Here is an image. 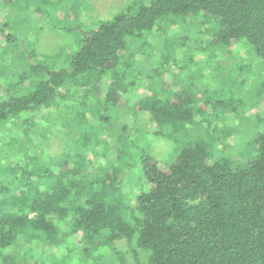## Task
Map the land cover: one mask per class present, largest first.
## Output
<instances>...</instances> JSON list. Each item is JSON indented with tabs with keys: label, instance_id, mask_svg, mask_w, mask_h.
Returning <instances> with one entry per match:
<instances>
[{
	"label": "trees",
	"instance_id": "1",
	"mask_svg": "<svg viewBox=\"0 0 264 264\" xmlns=\"http://www.w3.org/2000/svg\"><path fill=\"white\" fill-rule=\"evenodd\" d=\"M69 2L0 0V90L5 80L14 88L0 96V125L11 122L6 145L23 154L16 161L5 148L0 154V264H68L94 252L129 264L116 247L123 239L134 264H264V112L254 110L248 160L217 156L213 147L223 142L220 151H230L225 139L237 128L213 117L240 115L245 102L201 90L196 74L182 87L177 57L189 42L171 30L178 23L204 30L211 39L201 48L227 55L240 72L233 54L246 42L264 75V0H129L113 17L62 27L76 30L66 55L41 54L28 9L60 29L54 17ZM143 56L153 63L147 88ZM248 91L263 103L264 77ZM59 99L71 103L61 120L74 143L52 161L35 139L45 140L44 116ZM139 122L146 136H137ZM147 135L166 136L178 150L161 160Z\"/></svg>",
	"mask_w": 264,
	"mask_h": 264
},
{
	"label": "rangeland",
	"instance_id": "2",
	"mask_svg": "<svg viewBox=\"0 0 264 264\" xmlns=\"http://www.w3.org/2000/svg\"><path fill=\"white\" fill-rule=\"evenodd\" d=\"M129 0H70L68 9L64 6L61 11L58 9L56 16L54 17V23L59 26L60 29L54 28L50 22L51 19L47 16L40 17L38 13L35 12L33 8L28 9V29L29 26L32 27L34 33L36 34L37 44L36 49L43 55L46 56H63L66 55L68 50L71 49V42L76 37V30L74 32L67 33L61 28L65 26H70L74 24L77 20L83 21L86 23L89 20L94 19H107L113 17L116 13L121 11ZM69 10V11H68ZM14 14V9L11 10ZM69 12V13H68ZM68 14L70 15L67 18ZM50 21V22H49ZM67 21V22H66ZM86 21V22H85ZM40 26V28H39ZM172 32L176 36H186L188 39V44L183 43L180 45L184 49V54H178V67H183L182 75V87H187L191 84L190 75L196 74L193 82L201 90L205 88H210L214 91L222 90V95L227 97L226 99L233 98L234 100H243L245 104L239 108V114L231 112H221L220 114L213 117V121L218 125L226 124L225 126L230 128H237L234 133L225 139L228 146H233L230 151L221 152L223 150L222 145H217L215 153L217 156L223 154L233 153L234 155L238 154L239 158L248 160L254 151V142L253 137L256 135L257 126L255 125L253 113L255 108L264 112V101L260 105H256L257 100L249 94V87L251 84L255 83V80L263 78L264 75H261L262 65L261 60L257 57L254 50L246 42H242L239 46H236L237 51L234 52L233 57L235 58V65L240 68V66L245 67L243 72H240L239 69H231L230 66L233 65L232 59L227 55L217 52L215 57L209 55V52L201 48L202 41H205L207 38L211 39L209 34L205 31L201 32L199 29L191 27V25H183L178 23L177 25H172ZM189 37L191 39L189 40ZM157 42H160L158 38L154 35L150 37ZM186 42V41H185ZM179 48V47H178ZM177 48V49H178ZM181 48V49H182ZM176 49V50H177ZM180 49V48H179ZM178 49V50H179ZM188 52V53H187ZM178 53V51L176 52ZM187 54H190L189 58H186ZM190 59L192 60L190 63ZM190 63V64H189ZM259 63V64H258ZM139 69L143 71L142 73V84L144 88H147L149 85L148 73L153 65L151 60H146L144 56L140 59ZM219 65V67L214 68ZM225 66V67H224ZM264 68V67H263ZM261 69V71H260ZM264 70V69H263ZM227 71V72H226ZM264 74V73H263ZM223 78H229L228 81L222 82ZM248 78V83H243L244 80ZM238 81L242 86L237 88L235 81ZM175 79L171 84V87H174ZM233 94L230 95L231 87ZM253 86V85H252ZM2 90H0V96H3L5 91H11L14 93V88L12 81L5 80V83L2 84ZM70 102H65L63 100H57L55 107L52 110V117L48 115L44 116V121H49V124L43 122L42 126L47 127V136L42 142L41 139L36 138L35 142L38 143V149H41V152L45 154L52 161L59 158L62 154L70 150V145L74 143L72 140L71 134L69 132L68 126H65L61 120V116L69 118L68 114L72 115V108L70 107ZM223 124V126H224ZM9 126L11 125L8 124ZM0 125V154H2V148H5V153L8 154L9 158L12 161L21 160L23 154L19 151L11 150L6 143L11 139V132L9 126ZM137 129V136H146L144 134V124L139 122L135 127ZM150 138L151 143V152L154 156L161 160H168L177 150L178 145L174 143L171 139L166 136H157V135H147ZM113 140V146L117 145V137L114 136L110 138ZM36 148V147H35ZM11 161V162H12ZM131 180L124 185V190L129 191L131 189ZM116 247L118 250L122 251L128 260L129 264L135 263L134 253L128 241L123 239L117 242ZM66 244H63L58 249V254H63L67 252ZM78 249V248H77ZM79 253L81 252L80 248L78 249ZM78 253V254H79ZM94 255V256H92ZM113 254L112 252L107 253V257L103 255L101 258L97 256V253H91V255L82 256H70L67 260L68 264H113Z\"/></svg>",
	"mask_w": 264,
	"mask_h": 264
}]
</instances>
